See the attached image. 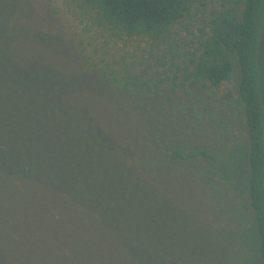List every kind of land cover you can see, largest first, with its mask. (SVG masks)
<instances>
[{
	"label": "trees",
	"instance_id": "1",
	"mask_svg": "<svg viewBox=\"0 0 264 264\" xmlns=\"http://www.w3.org/2000/svg\"><path fill=\"white\" fill-rule=\"evenodd\" d=\"M44 3L71 34L86 70L128 102L86 103L107 144L71 121L60 141H42L50 113L36 98L40 106L29 116L20 105L19 117L0 109V264H198L180 240L172 241L169 231L181 223L154 216L166 212L216 228L224 250L234 243L264 264V0ZM10 57L24 67L40 63L33 54ZM2 87L8 85L0 81ZM17 96L7 91L12 101ZM150 103L161 106L154 127L166 118L160 126L211 141L165 148L160 132L146 124L149 114L139 110ZM240 130L245 157L235 147ZM235 151L246 164L244 186L233 195L214 176ZM167 176L189 196L200 188L212 192L216 210L225 212L214 216L211 202L187 208L159 200L158 179ZM192 251V258L203 257L200 246Z\"/></svg>",
	"mask_w": 264,
	"mask_h": 264
},
{
	"label": "rangeland",
	"instance_id": "2",
	"mask_svg": "<svg viewBox=\"0 0 264 264\" xmlns=\"http://www.w3.org/2000/svg\"><path fill=\"white\" fill-rule=\"evenodd\" d=\"M70 35L65 26L47 11L44 0H0V81L4 85H8V87L0 89V109L4 111L9 108L19 117L21 106L27 109L26 116H29L32 114L30 112L37 111L36 106L41 104L45 112L50 113L49 116L45 113L44 117L41 115L45 122L40 128V133L48 134L46 138H41L42 141L49 143L60 141L63 132L68 127L67 123L71 121L80 124L83 128L86 127L92 132L94 138L96 137L100 142L107 144L106 137L102 135L85 108L86 103L90 99L101 102L105 100L121 107L118 104H126L128 100L116 92L108 81L103 80L96 73L86 70L83 58L76 51ZM261 53L264 90V33ZM31 54L35 55L42 64L31 61L24 67L10 57L13 56L14 59L17 56L18 59L25 61L30 58ZM8 90L10 94H17L16 98H20V100L14 102L8 98ZM34 98L40 104L38 101L35 102ZM160 107L151 104L139 110L141 113L146 111L147 115L149 114L146 124L151 126L156 133L160 132L159 139L164 142L165 148L169 144H174L179 146L181 150H185L189 148V144L191 146L206 145L211 141V137H205L206 134L187 135L175 129L173 125L172 127L170 124L160 126L165 125L166 118L165 122L154 127L158 117L153 114ZM167 109L168 115L171 117V109L168 106ZM167 109L163 106V114H166ZM30 119L33 120V118L28 120ZM43 120L39 118L38 121L43 123ZM55 128L61 130V133H52L51 131ZM31 133L30 131L27 134L29 138ZM33 134L32 136L35 137ZM238 137L239 140L235 147L243 148L242 153L245 157L243 130H240ZM30 144L32 146V143ZM236 152H234L235 158L230 163L231 165L227 168L223 166L226 163L217 166L216 172L218 174H216L218 176H214L221 186L227 187L229 184L233 195L236 187L244 186L245 179L246 162ZM224 162L226 161L224 160ZM158 180L162 182L160 189L163 191L158 192L157 198L159 200L168 201L170 204L173 201H181L186 203L184 206L187 208H193L196 205L202 207L203 203L211 202L208 209L214 213V216L225 212L223 208L216 210V204L213 202V199L214 201L216 199L211 195L212 192L210 194L200 188L201 192L198 191L195 196H189L182 190L181 184L176 183V180H172L168 176L160 177ZM194 187L193 191L199 190L195 183ZM155 202L160 205L157 199ZM56 203L64 204L65 202L58 201ZM202 209L197 207L199 212ZM154 216H160L159 219L169 218L174 223L177 220V224L181 223L182 227H177L178 230L169 231L171 236H174L172 241L180 240L179 244L184 245L188 252L184 253L186 257H190L192 261H197L198 264H257L255 261L253 262L249 253L240 250V247L234 243L233 246H230V251L224 250L219 243L222 239V233L218 232L216 228L205 226L201 222L198 223L191 216L181 214L172 217L170 212H166L164 216L160 214ZM229 223L231 224V222ZM228 239L231 238L228 237ZM199 246L203 257L194 259L192 258V247L197 250Z\"/></svg>",
	"mask_w": 264,
	"mask_h": 264
}]
</instances>
